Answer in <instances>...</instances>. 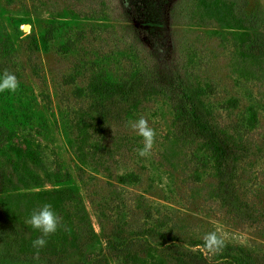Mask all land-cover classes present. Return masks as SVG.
Instances as JSON below:
<instances>
[{"label":"rangeland","instance_id":"rangeland-1","mask_svg":"<svg viewBox=\"0 0 264 264\" xmlns=\"http://www.w3.org/2000/svg\"><path fill=\"white\" fill-rule=\"evenodd\" d=\"M157 65L240 148L225 171L167 92L91 90ZM5 70L20 87L0 93V264H264V0H0ZM44 203L66 227L37 249L26 221Z\"/></svg>","mask_w":264,"mask_h":264},{"label":"trees","instance_id":"trees-1","mask_svg":"<svg viewBox=\"0 0 264 264\" xmlns=\"http://www.w3.org/2000/svg\"><path fill=\"white\" fill-rule=\"evenodd\" d=\"M243 54L255 62H258L257 60L260 56L259 52L254 50H246ZM91 90L109 97V100H113L116 95H124L132 91L138 92L142 97L167 92L170 99L173 101L177 119L182 121L184 126H188L189 129H192L198 137L206 140L207 145L214 149L217 154L218 167L221 171H225L228 168L227 163L233 160L240 150L236 144L231 143L230 139L224 133L220 134L218 129L213 128L211 123L206 121L200 109L201 101L199 97L189 94L188 89L180 84L163 65H157L152 72L147 74L143 73L130 82H96L91 86ZM208 90L211 91L212 88L208 86ZM138 98H134V103H137ZM64 194L65 191H55L47 193L45 196L63 197ZM32 243L33 242L30 240V246H33ZM183 255V253H178L176 258L184 264L192 263V258H190V261H187L188 259L186 260ZM124 258L127 262L135 260V264H138L140 261L138 253H128L124 255ZM156 264L159 263L156 262Z\"/></svg>","mask_w":264,"mask_h":264},{"label":"clouds","instance_id":"clouds-1","mask_svg":"<svg viewBox=\"0 0 264 264\" xmlns=\"http://www.w3.org/2000/svg\"><path fill=\"white\" fill-rule=\"evenodd\" d=\"M19 87L20 81L14 73L5 70L0 74V93H15ZM127 127L143 140V147L136 150L137 154L141 157L150 156L156 143L157 132L150 126L148 119L140 116L138 119L129 120ZM26 223L42 234L33 241V247L37 249L46 245V237L55 234L58 228L66 227L62 224L61 218L57 215L51 203H44L39 209L34 210ZM203 242V247L210 253L220 252L225 245L224 239L216 231L207 233L203 237Z\"/></svg>","mask_w":264,"mask_h":264}]
</instances>
